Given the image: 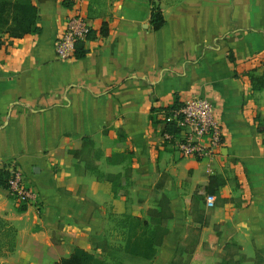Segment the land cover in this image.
Segmentation results:
<instances>
[{
	"label": "crops",
	"instance_id": "0c3cea01",
	"mask_svg": "<svg viewBox=\"0 0 264 264\" xmlns=\"http://www.w3.org/2000/svg\"><path fill=\"white\" fill-rule=\"evenodd\" d=\"M153 1L165 19L157 30L151 0H85L95 37L84 41L83 58L61 60L54 43L66 8L31 0L41 31L0 46V168L18 165L37 193L23 204L0 187V215L16 229L0 264H54L76 248L105 264L116 216L128 215L129 227L147 218L153 193L170 201L160 248L174 251L195 225L190 198L214 174L224 184L204 206L209 224L195 252L217 225L215 260L233 240L248 264L256 256L264 264V88L253 91L248 76L264 72V0ZM174 94L213 102L223 128L217 155L184 157L162 143L163 123L153 125L150 110ZM119 256L175 264L173 255ZM177 264L202 263L184 253Z\"/></svg>",
	"mask_w": 264,
	"mask_h": 264
},
{
	"label": "trees",
	"instance_id": "16d2710c",
	"mask_svg": "<svg viewBox=\"0 0 264 264\" xmlns=\"http://www.w3.org/2000/svg\"><path fill=\"white\" fill-rule=\"evenodd\" d=\"M65 7L71 5L70 1H63ZM88 15L90 12V4H87ZM38 13L35 5L31 0H0V46L7 39H14L22 37L25 34L39 33L41 27L37 24ZM149 22L154 30L159 29L165 22L160 7L151 0ZM100 33L102 35L107 34V28L103 24ZM7 35V38L3 36ZM94 32L90 31L86 39H93ZM87 53L84 41H78L75 45L74 57L77 59L83 58ZM251 89L253 91H260L264 88V72L261 74L256 73L255 70H251L248 73ZM182 102L179 101L177 94H174V99L171 105L167 107H152L150 112V120L153 125L162 122L163 131L179 134L180 127L177 126L176 118L167 120L166 117L172 116L173 111L180 108ZM163 113V119H157V113ZM156 113V114H155ZM260 118V116H257ZM259 132L262 133V143L264 146V132L259 128ZM86 140V138L84 139ZM10 172L7 168H0V187L7 189ZM224 184V179L220 175H211L208 181L203 185L204 194L195 191L194 195L190 198V211L189 214L192 218V224H195L190 228L192 232V245L189 249L185 250L182 245H177L175 249V256L180 258L184 253L192 255L193 258L200 260L202 264H248L251 260L247 259L241 252L240 245L233 240H229L224 243L221 249V257L215 260L217 255L216 248L219 243V228L214 225L213 233L209 234L206 241L202 242L201 250L195 252L196 246L200 242V234L203 227L209 224V215L206 213L205 195H211L215 199L219 198L220 187ZM125 226H127L128 215H123ZM147 218L141 219L140 231L137 232V236L130 241L127 251L146 259H151L155 255V248L160 246L163 237L168 232V223L172 219V212L170 208V201L165 195H159L154 200L146 211ZM137 222V221H136ZM132 227V226H131ZM0 233L8 236V239L2 243L6 249V252L11 253L16 244V229L10 225L0 215ZM139 233V234H138ZM139 235V238H138ZM132 236V237H134ZM135 248V249H133ZM138 254V255H136ZM250 264H260V258L256 256ZM175 264L178 261H174ZM54 264H102V262L94 258L93 254L87 252L81 248H76L73 253L67 257H62Z\"/></svg>",
	"mask_w": 264,
	"mask_h": 264
},
{
	"label": "built area",
	"instance_id": "2783aa9c",
	"mask_svg": "<svg viewBox=\"0 0 264 264\" xmlns=\"http://www.w3.org/2000/svg\"><path fill=\"white\" fill-rule=\"evenodd\" d=\"M63 1H70L71 5L65 7L67 12L63 18L62 31L54 43V52L58 59L67 60L74 57L76 43L86 40L91 24L85 0H61L62 3ZM177 116L180 133L172 134L161 130L163 144L170 145L181 156L199 160L212 158L219 153L223 145V128L212 101L205 97H190L166 119ZM7 169L10 172L7 188L9 197L23 204L34 201L37 193L26 185L21 168L11 164ZM204 199L206 206L213 205V196L205 195Z\"/></svg>",
	"mask_w": 264,
	"mask_h": 264
},
{
	"label": "rangeland",
	"instance_id": "374dc122",
	"mask_svg": "<svg viewBox=\"0 0 264 264\" xmlns=\"http://www.w3.org/2000/svg\"><path fill=\"white\" fill-rule=\"evenodd\" d=\"M94 5H99V6H103L105 5L109 0H91ZM159 197V195L157 193H153L152 195V201H151V205H153L154 200L157 199ZM12 199V198H11ZM13 200V199H12ZM117 222L115 223L114 227L111 229L109 228L108 230L111 232L112 230V242L110 243V252L108 254L105 255L104 259L107 260L105 261V264H125V262L123 261V259L121 258V256L119 255H134L130 252L127 251V247H129L130 241L133 240L135 238V236H137V232L140 231V225H141V218L140 217H136V220L132 221V224H134V226H130L129 227V223L127 224V226H125V222L124 221V216L118 217L116 216ZM137 221V222H136ZM135 234V236L133 235ZM139 234V233H138ZM134 236V237H132ZM139 238V235H138ZM8 239V236H5L3 234L0 233V259L5 258L7 256L10 255V253L6 252V248L4 246H2L6 240ZM192 241V232L189 229V233H188V237L181 239L178 243V245H182V248H184L185 250L189 249L192 245L191 243ZM176 248V247H175ZM175 248L174 251L173 250H168L166 252H164L162 250V248H160V246L155 248V253L154 255H173V260L171 259L172 262L174 261H180V258L176 255L175 256ZM135 249V248H133ZM173 251V253H172ZM138 255V254H136ZM140 257V256H138ZM143 258V257H141ZM152 259V258H151ZM151 259H146L144 258L143 260L147 261V260H151ZM144 264H152L151 262H143Z\"/></svg>",
	"mask_w": 264,
	"mask_h": 264
}]
</instances>
